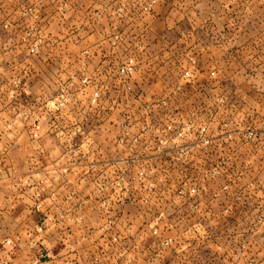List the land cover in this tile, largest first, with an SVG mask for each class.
Listing matches in <instances>:
<instances>
[{"label": "rangeland", "instance_id": "obj_1", "mask_svg": "<svg viewBox=\"0 0 264 264\" xmlns=\"http://www.w3.org/2000/svg\"><path fill=\"white\" fill-rule=\"evenodd\" d=\"M125 256L264 264V0H0V264Z\"/></svg>", "mask_w": 264, "mask_h": 264}, {"label": "crops", "instance_id": "obj_2", "mask_svg": "<svg viewBox=\"0 0 264 264\" xmlns=\"http://www.w3.org/2000/svg\"><path fill=\"white\" fill-rule=\"evenodd\" d=\"M143 22L145 24H147V28H148V36L151 38V40L153 39H157L160 37V34H162L165 30V26H164V20H163V15H159V13L154 12V10H150L146 13L142 14V18ZM160 25V27L162 26V28H157ZM70 237H68V239H64L63 240V246L65 247V249L63 250L66 254V259L70 258L71 260L76 257L75 253H74V246H72V244L70 243ZM68 248V249H66ZM66 250V251H65ZM52 261H46L45 264H51ZM69 264V263H66Z\"/></svg>", "mask_w": 264, "mask_h": 264}, {"label": "built area", "instance_id": "obj_3", "mask_svg": "<svg viewBox=\"0 0 264 264\" xmlns=\"http://www.w3.org/2000/svg\"><path fill=\"white\" fill-rule=\"evenodd\" d=\"M129 62L131 63L132 60H129ZM99 231H102L101 235L99 237H105V245H108V249H110V252L111 253H114L116 254L117 256L119 257H122L124 256L125 254V250L124 248L121 246L123 244V239L125 240L127 234H124L123 238L121 235L122 234H118L116 232H114L113 228L109 227V228H106L105 226H102L99 228ZM153 234L156 235V231L154 230L153 231ZM171 239L170 238H165L163 240H161V244L162 245H167L168 242H170ZM113 248H115L113 250ZM107 249V250H108ZM120 249V251H119ZM121 249H122V252H121ZM96 258H94V262H96ZM114 264H131V259H129L127 256H125L124 258H121L120 262L115 261Z\"/></svg>", "mask_w": 264, "mask_h": 264}]
</instances>
